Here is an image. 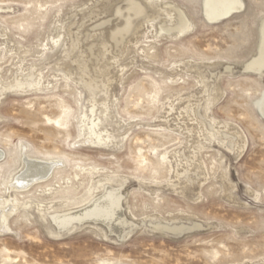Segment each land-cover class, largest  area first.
I'll return each instance as SVG.
<instances>
[{
  "label": "rangeland",
  "instance_id": "374dc122",
  "mask_svg": "<svg viewBox=\"0 0 264 264\" xmlns=\"http://www.w3.org/2000/svg\"><path fill=\"white\" fill-rule=\"evenodd\" d=\"M204 1L0 0V264H264V0Z\"/></svg>",
  "mask_w": 264,
  "mask_h": 264
},
{
  "label": "bare ground",
  "instance_id": "6f19581e",
  "mask_svg": "<svg viewBox=\"0 0 264 264\" xmlns=\"http://www.w3.org/2000/svg\"><path fill=\"white\" fill-rule=\"evenodd\" d=\"M132 3L133 4L131 5L130 10L133 12L134 15L140 14L143 8L141 9L140 5L139 4L137 5V3L134 4L135 2ZM242 6L243 5L240 0H205L204 1V11L206 17L209 21L212 22H218L220 20L229 17L234 12L240 11L242 9ZM180 20L181 23L179 24L181 25H179L180 27L179 26L178 27L180 31L184 33V31L188 28V24L187 21L184 20V17L181 16ZM248 69L254 72L264 71V24L261 31V45H260L259 55L258 57H256V59L251 61V63L248 65ZM260 110H261V114L264 116V98L263 101L261 102ZM0 157H1V153H0ZM50 171H51V166L48 164L28 161L25 173L20 178H17L16 184L19 187L20 186L23 187L29 184L30 182L34 181L35 179H42L48 176ZM85 218L102 220L103 222L106 223L108 227L112 229V231L116 232L117 234H122L127 230V223L123 220L120 214V197L117 196L116 193L115 194L108 193L100 201L94 202L88 209H86L85 211L79 214L58 216L55 218V221L58 225V228L62 230L65 229L67 226H69V224L72 223L71 221L73 220L81 221Z\"/></svg>",
  "mask_w": 264,
  "mask_h": 264
},
{
  "label": "water",
  "instance_id": "95a60500",
  "mask_svg": "<svg viewBox=\"0 0 264 264\" xmlns=\"http://www.w3.org/2000/svg\"><path fill=\"white\" fill-rule=\"evenodd\" d=\"M264 117V116H263Z\"/></svg>",
  "mask_w": 264,
  "mask_h": 264
}]
</instances>
